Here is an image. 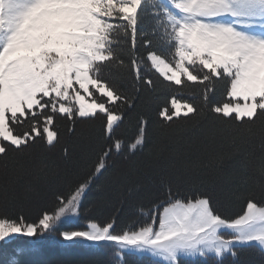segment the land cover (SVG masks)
<instances>
[{"label":"snow or ice","instance_id":"snow-or-ice-1","mask_svg":"<svg viewBox=\"0 0 264 264\" xmlns=\"http://www.w3.org/2000/svg\"><path fill=\"white\" fill-rule=\"evenodd\" d=\"M157 89L168 99L154 124L136 109ZM185 90L191 99L182 98ZM130 119L135 135L128 141L117 133ZM59 120L69 135L78 124L100 122L104 143L95 163L37 220L9 216L8 177L25 169L30 149L55 146ZM154 129L164 139L203 137L206 158L193 167L217 172L237 155L251 156L257 144L264 149V0H0V243L34 238L6 264L37 254L47 237L69 250L114 246L119 264L126 252L162 264H241L244 248L264 256V192L258 199L250 177L234 192L243 201L234 215L208 192L185 195L168 185L134 228L117 231L119 215L60 227L91 211L83 200L114 156L156 154L149 147ZM64 155L71 157L67 149ZM254 175L264 182V156Z\"/></svg>","mask_w":264,"mask_h":264},{"label":"trees","instance_id":"trees-1","mask_svg":"<svg viewBox=\"0 0 264 264\" xmlns=\"http://www.w3.org/2000/svg\"><path fill=\"white\" fill-rule=\"evenodd\" d=\"M142 27L145 30L150 29L148 18ZM182 98L191 99L187 90ZM167 99V94L160 89L146 92L138 102L136 111L147 115L154 124L159 123V110L167 103ZM213 99H221L219 91ZM67 126V121H57L54 125L58 134L55 146L37 145L30 149L23 156L25 169L8 177L12 181L7 200L9 216L23 214L30 221L37 220L44 210L54 209L58 194H66L69 184L83 178L92 168L104 143L99 139L100 122L78 124L77 135H69ZM117 134L128 141L134 139L135 121L130 119ZM205 144V139L199 135L164 139L159 136L158 130H152L149 147L156 154L150 157L145 150L130 159L121 155L114 156L109 162L108 171L96 179L83 200V208L91 211H84L82 215L60 227L80 229L90 221L103 223L119 215L117 231L134 228L143 223L153 202L164 197L168 185L178 187L185 195L208 192L217 207L226 209L229 215L239 213L243 207V201L236 199L234 192L244 179L251 178L248 182L249 188L259 199L264 192V182L255 177L254 169L260 157L264 156V149L257 144L251 150V156L244 158L237 155L217 172L193 167L195 161L206 158ZM65 149L71 153L70 158L65 157ZM45 171L46 177L43 175ZM3 180L4 177L0 175V184ZM32 239L34 238L19 237L8 245L0 243V264H6L15 248L33 246ZM54 240V237L44 239L41 244L36 245L38 253L21 258V264H119L114 246L69 250L60 248ZM240 262L264 264V256L255 248H244L240 252ZM124 264L162 262L126 252ZM226 264H231V258Z\"/></svg>","mask_w":264,"mask_h":264},{"label":"rangeland","instance_id":"rangeland-1","mask_svg":"<svg viewBox=\"0 0 264 264\" xmlns=\"http://www.w3.org/2000/svg\"><path fill=\"white\" fill-rule=\"evenodd\" d=\"M127 253L136 254V255H138V256H147V257H150V258H152V259H154V260L159 261L158 258H153V257H151L149 254H146V253H137V252H127ZM159 262H161V261H159Z\"/></svg>","mask_w":264,"mask_h":264}]
</instances>
